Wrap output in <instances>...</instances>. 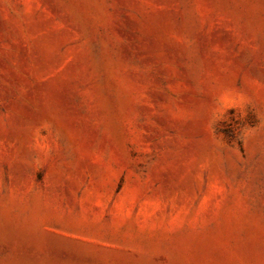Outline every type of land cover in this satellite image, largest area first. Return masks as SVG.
<instances>
[{
  "label": "rangeland",
  "instance_id": "1",
  "mask_svg": "<svg viewBox=\"0 0 264 264\" xmlns=\"http://www.w3.org/2000/svg\"><path fill=\"white\" fill-rule=\"evenodd\" d=\"M0 264H264V0H0Z\"/></svg>",
  "mask_w": 264,
  "mask_h": 264
}]
</instances>
